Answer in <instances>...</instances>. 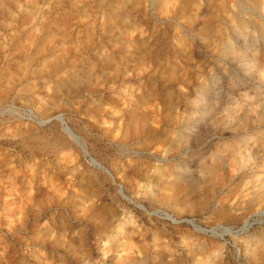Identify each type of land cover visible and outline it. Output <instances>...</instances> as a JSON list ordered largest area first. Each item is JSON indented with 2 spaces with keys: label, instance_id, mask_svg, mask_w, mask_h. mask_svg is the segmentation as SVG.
<instances>
[{
  "label": "rangeland",
  "instance_id": "374dc122",
  "mask_svg": "<svg viewBox=\"0 0 264 264\" xmlns=\"http://www.w3.org/2000/svg\"><path fill=\"white\" fill-rule=\"evenodd\" d=\"M0 264H264V0H0Z\"/></svg>",
  "mask_w": 264,
  "mask_h": 264
},
{
  "label": "bare ground",
  "instance_id": "6f19581e",
  "mask_svg": "<svg viewBox=\"0 0 264 264\" xmlns=\"http://www.w3.org/2000/svg\"><path fill=\"white\" fill-rule=\"evenodd\" d=\"M248 228V227H247Z\"/></svg>",
  "mask_w": 264,
  "mask_h": 264
}]
</instances>
